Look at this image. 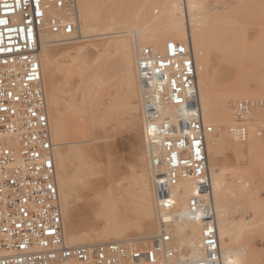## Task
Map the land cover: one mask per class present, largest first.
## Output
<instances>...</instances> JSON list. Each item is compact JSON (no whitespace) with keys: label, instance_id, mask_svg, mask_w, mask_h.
Returning a JSON list of instances; mask_svg holds the SVG:
<instances>
[{"label":"bare ground","instance_id":"1","mask_svg":"<svg viewBox=\"0 0 264 264\" xmlns=\"http://www.w3.org/2000/svg\"><path fill=\"white\" fill-rule=\"evenodd\" d=\"M221 8V0H75V30L72 35L50 33L45 21L40 31L39 62L54 145L64 237L68 245L111 241L148 242L158 233L154 187L148 161L144 163L143 160L142 148L140 147L139 152L141 155L136 157L137 164H127L128 174L121 175L122 170L118 167L117 170L114 169L111 160L106 164L98 161L94 155L85 154L82 145L96 141L95 138L87 139L84 135L90 128L98 126L106 130L109 125L111 129L115 128L124 106V102L119 101L122 87L125 86L124 90L129 93L133 92L134 65L142 121L137 75L139 51L143 47H152L163 52L168 42H182L189 45L197 69L203 122L216 130L207 135L206 150L222 264L256 263V255L247 252L249 246L245 234L258 230L264 235V200L261 199L258 188L249 185L246 177L249 180L252 177L256 152L264 149L258 133V128L264 126V120L263 116L253 112L245 122V140H235L228 130L234 124L228 105L230 102L252 100L249 98L255 99L264 95L262 77L261 80H255V88L244 77L254 75L264 67L253 64L246 70L241 65L243 77L237 84L215 87V74L219 66L214 65L212 68V55L215 51L220 52V40L227 42L228 33L232 30L230 23L218 24V21L226 17L225 12H220ZM65 13L52 7L47 12V19L63 17ZM235 31L242 43L246 42L249 36L246 30L239 28ZM55 44L63 46L60 50L69 58L68 67L60 63L51 49L50 46ZM231 46V54L240 52L233 49L234 45ZM223 50L225 52L226 49ZM244 59L241 58L242 61ZM239 67L236 65V68ZM75 74L78 75L80 83L70 90ZM260 76L264 77V72ZM76 96L79 97L78 102H75ZM128 100L129 97L126 96L125 105ZM136 106H133L132 112L138 121ZM67 116L70 117L69 121H66ZM84 122L87 128L82 127ZM69 135H74L75 138L68 141ZM107 135L102 139L107 141ZM141 141L145 143L144 133ZM223 153L236 160L245 156L249 177L247 172L239 171L236 174L229 167H220L218 159ZM138 160H141V168ZM74 165L75 173L72 174L69 168ZM256 172L264 178V163ZM90 176L95 178L94 184L90 183ZM111 176H117L115 184L109 182ZM87 186H90L93 194L90 202L92 220L100 223L98 229H77L75 220L69 216L73 202L82 199L81 188ZM179 190L181 193L178 195L176 211L178 216H168V232L173 239V245L191 258H197L201 227L187 211V201L194 194V187L191 182H181ZM236 197L241 198L237 200L242 205L239 208L233 204L236 203ZM133 229L137 231L136 234H132Z\"/></svg>","mask_w":264,"mask_h":264},{"label":"built area","instance_id":"2","mask_svg":"<svg viewBox=\"0 0 264 264\" xmlns=\"http://www.w3.org/2000/svg\"><path fill=\"white\" fill-rule=\"evenodd\" d=\"M65 11L47 19L50 8ZM75 0H0V264H222L208 170L197 69L188 44L143 47L137 59L145 153L159 231L148 242L70 246L64 237L50 123L39 62L40 31L74 33ZM229 133L244 141L245 122L264 101L230 104ZM181 182H191L189 215L200 224L199 257L173 245Z\"/></svg>","mask_w":264,"mask_h":264},{"label":"rangeland","instance_id":"3","mask_svg":"<svg viewBox=\"0 0 264 264\" xmlns=\"http://www.w3.org/2000/svg\"><path fill=\"white\" fill-rule=\"evenodd\" d=\"M221 2H222V8L220 12L221 13L225 12L226 17L218 21V24L230 23L229 25L230 27H232V30L230 33H228V37L226 38L227 42L225 40L223 41L222 39L220 40L221 43L219 48L220 52L218 53L217 51H215V53H213L212 55L213 56L212 68H214V65L219 66V70L215 74L216 77L215 87L217 86V88L222 87L225 84H233V83L237 84L236 82L237 81L239 82L243 77L242 75L243 69H241V65H244L246 67V70H248V68H250V66L253 64H259L264 67V0H221ZM248 27L250 29H248ZM239 28H244L246 32L249 34V36L245 40L246 42L242 43L241 39L237 36L235 29H239ZM127 37H130V35L129 36L127 35ZM224 43H230V44H224ZM231 45H234L233 49L235 48L240 52L232 53L233 54L232 55L230 53V50L232 48ZM228 46L230 47L228 48ZM50 47L56 53L57 59L60 60V63L64 67H68L70 64L69 58H67L60 50L62 49L63 46L60 44H55ZM223 49H226L225 52ZM241 58H245V59L242 61ZM219 59H221V61ZM235 64L240 67L236 68ZM262 69L263 70L256 72L254 75L244 76L246 77V80H248L247 83L251 87L253 88L256 87V82H255L256 79L261 80V77L264 79L263 76L259 77V75H262V72H264V68ZM133 78H134L133 92L129 93L127 90H124L126 89L125 86L122 87V90L120 92L119 101L120 102L123 101L124 106L121 108V113L119 114V120L115 124V128L111 129L110 125L106 128L107 131L103 130L101 127L98 126L94 127L93 129L90 128L88 133L84 132V135L87 136V139L95 138L96 141L82 145L85 148L86 151L85 154L88 153L89 156H91V154L94 155L98 161L106 164L108 160H111L114 169L117 170L118 167V169L120 168L122 170L121 175L128 174L127 172L128 165L137 164L136 157L141 155V153H139L141 151L140 150L141 148L143 150L142 152L144 153L143 154L144 163L145 161H147L145 156L146 154L145 148L143 149V147H145V143L141 141L143 140V127H141L142 121H141V115L139 114L138 88H137L138 86L135 75V65L133 71ZM72 82L73 85L71 86L70 90H72L77 85H79L80 80L78 78V75L76 74L73 75ZM126 96L129 97V100L128 103L125 105ZM78 98H79L78 96L75 97V102H78ZM249 99H252L254 101H264V95L258 96L255 99L253 98H249ZM135 104L137 105L136 108L138 110V114L136 115V117H138V121L135 118V114L132 112L133 106ZM230 104L231 102L228 105L229 109H230ZM255 112H257V115L263 116V120H264V113L258 110ZM69 120L70 117L67 116L66 121ZM82 127L87 128L85 122L83 123ZM223 129H224L223 126H221V130ZM258 133L260 134V139L264 143V126H260L258 128ZM106 135L109 138L107 141L102 139ZM73 136L74 135L72 136L69 135L68 141H72V139L75 138V136L74 137ZM258 161L260 162L257 163ZM75 162L76 160H74V164H76ZM247 163L248 161L245 156L239 160H236L235 158L229 156L226 153H223L218 159V165L220 167H224V168L229 167L233 171H236L237 172L236 174H238L239 171H243V173H246L248 168ZM263 163H264V149L256 152L254 168L251 174L252 177L250 178V180L247 177L246 179L249 181V185L255 187L256 189L258 188L260 197L261 199L264 200V178L262 176H259L258 173L256 172V169L261 164L263 165ZM138 165L141 168V160H138ZM75 168H76L75 165L70 167L69 168L70 173L74 174ZM246 175L249 177L248 172ZM89 179H90L89 180L90 183L92 184L95 183V178L93 176H90ZM116 179L117 176H111L109 178V182L111 184H115ZM84 183L86 184V182ZM81 195H82V199H81L82 201L79 200L77 202H73L74 204H72L71 206L70 209L71 211L69 212L70 213L69 216L73 217V220H75L74 222L76 224L77 229H85V230L98 229L100 227V223L92 220L93 211L91 210L92 205L90 202L93 194L90 191V186H87L83 189L81 188ZM237 200L239 201L241 200V198L240 197L234 198V202L236 203L233 204L234 206H237L239 208L242 205L238 204ZM155 226L156 224L154 217V227ZM132 232H134L132 234L137 233V231L134 229L132 230ZM245 239L248 242V246H249L247 252L249 251L252 253V255H256L257 261L255 264H264V235L262 236L261 232L256 230V231H252L251 233L249 232L247 235L245 234Z\"/></svg>","mask_w":264,"mask_h":264},{"label":"snow or ice","instance_id":"4","mask_svg":"<svg viewBox=\"0 0 264 264\" xmlns=\"http://www.w3.org/2000/svg\"><path fill=\"white\" fill-rule=\"evenodd\" d=\"M0 23H3V21H0Z\"/></svg>","mask_w":264,"mask_h":264}]
</instances>
